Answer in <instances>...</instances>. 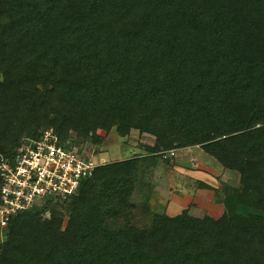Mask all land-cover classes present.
<instances>
[{"label": "trees", "instance_id": "obj_1", "mask_svg": "<svg viewBox=\"0 0 264 264\" xmlns=\"http://www.w3.org/2000/svg\"><path fill=\"white\" fill-rule=\"evenodd\" d=\"M112 128L152 143L83 179L64 226L11 214L0 264H264V0H0V163L47 129L71 148ZM188 147L238 174L198 183L216 216L149 208L158 160Z\"/></svg>", "mask_w": 264, "mask_h": 264}, {"label": "rangeland", "instance_id": "obj_2", "mask_svg": "<svg viewBox=\"0 0 264 264\" xmlns=\"http://www.w3.org/2000/svg\"><path fill=\"white\" fill-rule=\"evenodd\" d=\"M97 135L102 137L99 144L90 142L73 143V148L82 147L83 150L88 152L93 150V159L100 163H107L143 155L145 154L144 145L152 143L150 136L140 134L136 129H131L127 135H119L113 128L110 130L98 129ZM161 159L155 165L153 174L149 175V180L154 184L148 201L152 212L165 213L172 216L178 214L182 209H188L195 216H203L205 214L214 216L218 214L219 208L222 207V203L217 200L218 194H215V191L213 192L211 189L198 186L199 182L205 183L206 181L202 178L195 180V175L187 171L198 167L193 166L194 164H200L210 173H213L211 175L215 179V182L207 181V184L214 183L216 185L217 183L215 188L218 189L226 184L238 186V174L236 172L224 169L214 158L204 153L198 147L176 149L174 156L165 158L167 163L163 161L164 158ZM175 165L183 168L185 171L176 169ZM206 178L210 179L209 177ZM142 190L143 188L137 190L135 199L141 197L140 192ZM69 200V197L65 199L43 200L37 204V209L41 211V209H45L44 207L47 208L41 211L42 218L49 217V209L60 213L61 224L64 226L68 218L67 205ZM142 217L141 221L143 222L148 218L144 214ZM5 231L6 229L0 226V240L4 237Z\"/></svg>", "mask_w": 264, "mask_h": 264}, {"label": "built area", "instance_id": "obj_3", "mask_svg": "<svg viewBox=\"0 0 264 264\" xmlns=\"http://www.w3.org/2000/svg\"><path fill=\"white\" fill-rule=\"evenodd\" d=\"M174 150L168 151L169 156ZM94 154L77 148H65L51 130L39 139L26 137L16 148L11 161L0 163V226L9 216L49 199L73 195L83 179L92 176L97 162Z\"/></svg>", "mask_w": 264, "mask_h": 264}, {"label": "crops", "instance_id": "obj_4", "mask_svg": "<svg viewBox=\"0 0 264 264\" xmlns=\"http://www.w3.org/2000/svg\"><path fill=\"white\" fill-rule=\"evenodd\" d=\"M200 164H197V165H193V166H198L197 168H194V169H192V170H187V171H189V172H192L194 175H195V177H194V179L195 180H197V179H199V178H202L203 180H205L206 182L205 183H207V181L209 182V181H212V182H215L214 180V178L212 177V175L211 174H213V173H210L207 169H205V168H203L201 165L199 166ZM176 166V167H175ZM174 167L176 168V169H178V170H180V171H185L183 168H181V167H179V166H177V165H175ZM206 177H209L210 179H208V178H206ZM208 185H210V186H212V187H216L217 186V183H216V185H214V183H208ZM213 193V192H212ZM196 199V198H195ZM198 199V198H197ZM210 205V204H209ZM208 205V206H209ZM207 206V207H208ZM222 211V207L221 208H219V212H218V214H220V212ZM217 214V215H218ZM214 216H216V215H214Z\"/></svg>", "mask_w": 264, "mask_h": 264}]
</instances>
